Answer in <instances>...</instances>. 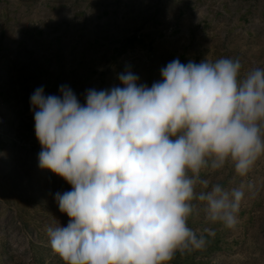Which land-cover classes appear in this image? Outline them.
Listing matches in <instances>:
<instances>
[{
  "label": "clouds",
  "instance_id": "1",
  "mask_svg": "<svg viewBox=\"0 0 264 264\" xmlns=\"http://www.w3.org/2000/svg\"><path fill=\"white\" fill-rule=\"evenodd\" d=\"M242 68L176 58L151 87L125 70L122 87L87 89L84 103L67 85L35 88L39 167L71 185L54 196L67 225L45 228L64 264H170L206 248L211 225L237 227L244 186L201 173L230 165L244 177L264 156V67ZM201 214L207 226L190 227Z\"/></svg>",
  "mask_w": 264,
  "mask_h": 264
},
{
  "label": "rangeland",
  "instance_id": "2",
  "mask_svg": "<svg viewBox=\"0 0 264 264\" xmlns=\"http://www.w3.org/2000/svg\"><path fill=\"white\" fill-rule=\"evenodd\" d=\"M123 2L121 40L112 35L116 26L112 27L111 22L102 31L100 26L94 28L103 42L91 51L94 59L88 67L73 60L76 73L70 74L65 70L64 58L56 57L45 60L56 68L19 76L16 83L13 76L7 79L0 75V264H64L52 251L45 228L55 220L67 225L69 217L59 211L54 196L70 191L71 185L39 167L41 145L35 135L29 99L36 87L43 86L46 96H59L60 86L67 85L84 103L87 89L122 87L118 74L125 70H131L139 76V83L151 87L161 80L160 69L176 58L182 64L200 63L205 58L212 62L238 58L243 65L241 76L252 66L264 67V0ZM64 7L62 4V13ZM26 13V47L36 45L42 57L59 54L64 45L53 38L62 35L64 28L46 26L40 15L30 19L31 12ZM164 18L163 27L158 28ZM197 19L206 25L202 27ZM171 26L178 30L169 32ZM45 36L52 37V42H45ZM126 37L134 38V46L113 51V46L122 47ZM201 176L213 181L219 177L228 189L244 186L239 223L235 229L211 225L216 235L206 248L178 252L170 264H264V156L244 177L235 174L230 165L216 173L202 172ZM189 226H207L203 214L190 218Z\"/></svg>",
  "mask_w": 264,
  "mask_h": 264
},
{
  "label": "crops",
  "instance_id": "3",
  "mask_svg": "<svg viewBox=\"0 0 264 264\" xmlns=\"http://www.w3.org/2000/svg\"><path fill=\"white\" fill-rule=\"evenodd\" d=\"M62 4L65 6L63 13ZM125 4L126 2L122 4L121 0H0V75L7 79L13 76L12 80L16 83L19 76L23 77L29 73L40 74L42 69L51 66L56 68L55 65H51V61L45 62L46 58L56 57L64 58L65 70L70 74L76 73V64L79 61L88 67L90 60L94 59L90 55L91 51L103 42L99 31L94 28L100 26L102 31L106 23L111 22L112 27L116 26L112 35L121 40L120 27L123 23L121 13L125 11ZM26 12L28 14L31 12L30 19L37 14L40 15L39 19L46 26L64 28L62 35L53 38L64 45L59 54L55 52L52 56L42 57L36 45L30 44L26 47L25 27L29 20ZM166 20L168 21V17ZM197 20L202 27L206 25L200 19ZM163 21L165 18L158 28L163 27ZM130 23L128 20V25ZM177 30V26H171L169 32ZM44 40L50 43L52 37L45 36ZM133 40V37L124 38L122 47L113 46V51L127 50L131 44L134 46ZM73 60H76V64ZM86 71L88 73L89 69ZM20 80L23 82V78ZM15 88L18 89L19 86Z\"/></svg>",
  "mask_w": 264,
  "mask_h": 264
}]
</instances>
